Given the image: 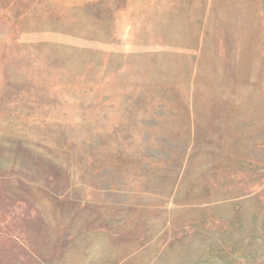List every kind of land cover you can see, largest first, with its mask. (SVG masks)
<instances>
[{
	"label": "rangeland",
	"instance_id": "obj_1",
	"mask_svg": "<svg viewBox=\"0 0 264 264\" xmlns=\"http://www.w3.org/2000/svg\"><path fill=\"white\" fill-rule=\"evenodd\" d=\"M255 9L0 0V264H264Z\"/></svg>",
	"mask_w": 264,
	"mask_h": 264
},
{
	"label": "crops",
	"instance_id": "obj_2",
	"mask_svg": "<svg viewBox=\"0 0 264 264\" xmlns=\"http://www.w3.org/2000/svg\"><path fill=\"white\" fill-rule=\"evenodd\" d=\"M254 13V18H257V22L259 23V40L262 42V48H259L255 50V53L259 54L260 57H262L261 60V66L264 71V0H256V9ZM246 53H249V55L252 54V51H247ZM264 76V75H263ZM262 88L264 90V83L262 85ZM264 103V102H263Z\"/></svg>",
	"mask_w": 264,
	"mask_h": 264
}]
</instances>
